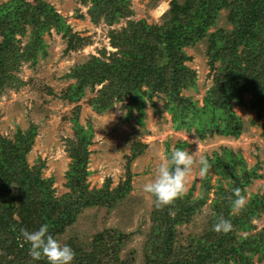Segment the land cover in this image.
Returning a JSON list of instances; mask_svg holds the SVG:
<instances>
[{
  "label": "trees",
  "instance_id": "16d2710c",
  "mask_svg": "<svg viewBox=\"0 0 264 264\" xmlns=\"http://www.w3.org/2000/svg\"><path fill=\"white\" fill-rule=\"evenodd\" d=\"M82 3L89 4L86 13L92 24L102 22L110 27L124 20L125 26L108 30L114 51L101 50L100 58L90 55L71 67L65 77L74 82L60 93L61 99L77 102L85 89L93 91L97 86L89 99L92 110L102 113L116 102H125L122 106L128 113L134 109L136 121L141 123L145 102L157 109L156 97L169 114L173 130L192 131L204 140L214 135L237 138L241 134L242 121L232 111L231 103L243 104L244 95L249 94L248 105L256 110V122L264 108V0H169L160 24L130 20L129 0ZM221 10L227 12L230 29L207 33ZM51 29L60 34L66 53L90 43L89 37L73 32L45 0L0 4V94L24 84L18 76L20 67L23 63L34 66L38 54L46 55L41 35ZM25 35L27 40L21 45ZM205 37L208 75L213 83L198 106L182 94L184 89L195 88L196 83V72L185 64L190 57L184 48ZM73 109L70 120L74 138L66 139L65 146L70 159L65 173L68 190L59 197L55 196L52 177H41L44 161L32 166L26 161L35 126L17 130L13 140L0 135V264H47L45 259L33 261L28 255L21 228L31 231L48 223L49 231L59 238L83 209H111L131 190L129 165L145 145L131 144L124 179L116 186L110 188L111 180L105 178L100 188H88L87 147L92 130L78 123V106ZM187 145L176 141L173 148ZM169 151L166 142L165 155ZM206 157L210 167L200 180L196 196L192 185L167 205L157 208L152 203L151 226L143 246L144 264H252L254 256L264 262V227L258 230L253 223L264 212V194L250 193L239 211L230 207L234 187L247 195L246 188L260 178L257 165L248 168L239 151L226 147ZM205 204L210 210L206 227L179 244L181 235L176 227L190 222ZM217 216L229 219L232 228L214 231L212 224ZM128 238L116 229H105L97 232L88 246L73 237L66 243L76 253L72 264H130L133 252L127 258L119 255Z\"/></svg>",
  "mask_w": 264,
  "mask_h": 264
},
{
  "label": "rangeland",
  "instance_id": "374dc122",
  "mask_svg": "<svg viewBox=\"0 0 264 264\" xmlns=\"http://www.w3.org/2000/svg\"><path fill=\"white\" fill-rule=\"evenodd\" d=\"M6 1L8 0H0V4ZM45 1L65 19L73 32L82 37H89L90 43L79 50L66 53L65 42L54 29L41 35L46 46V55L42 57L38 54L34 66L23 63L18 76L24 84L17 90L0 94V135L13 140L17 130L24 131L35 126V136L26 155V161L30 166L44 161L41 177H52V187L57 197L68 190L65 187V173L70 159L65 146L66 139L74 138L73 124L70 120L74 107L78 106V123L83 128L89 125L92 130L91 144L87 147L88 188H100L105 178H110V188L116 186L124 179L126 156L130 154L131 144L137 142L145 145L142 153L134 157L129 165V172L132 173L131 190L124 199L111 209L97 207L83 209L59 236L61 243H66L73 237L80 244L88 246L97 232L116 229L129 235L119 254L121 258H127L133 252L130 264H144L143 246L151 226L153 199L143 191L142 186L152 178L160 159L165 156L166 142L171 149L176 141H184L188 144L184 148L190 152L196 150L194 153L196 157L201 154L210 157L213 151L220 152L221 147L230 148L234 152L239 151L246 166L249 168L257 165L256 170L260 174V178L246 188V199L250 193L264 194V108L256 122H253L256 110L248 105L249 94L244 95L243 104L231 103L232 111L242 121L241 134L237 138L214 135L204 140H199L192 131L173 130L169 114L163 111L162 101L156 97L153 100L157 109L148 101L145 102L141 123L136 121L137 114L134 109L128 113L127 108L122 106L125 102H116L111 109L102 113L92 110L89 99L95 95L97 86L93 91L85 89L80 100L69 103L66 99L60 98V93L74 82V79L66 78L65 74L75 64L86 61L90 55L100 58L101 50L107 53L114 51L115 49L109 45L108 30L125 26V21L120 20L110 27L102 22L94 25L86 13L89 4L84 5L82 0ZM168 1L129 0V9L132 10L129 19L134 21L143 19L148 24H160L161 16L168 8ZM161 10L163 11L159 15ZM226 13L225 10L219 12L214 25L207 29V33L220 28L230 29ZM28 33L29 27L27 35ZM27 35L22 38L21 45L25 44ZM184 49L190 57L185 64L196 72V83L195 88L184 89L182 94L201 106L206 90L213 83L208 75L210 69L206 56V37ZM198 168V164L192 166L186 181V191L194 185L193 196L198 194L202 179L198 174ZM214 179L215 176L212 175L211 183ZM209 213L208 204H205L202 211L196 213L190 222L177 226L181 235L178 243L184 244L183 239L189 234H200L207 225ZM253 223L258 230L264 227V212L260 218L253 220ZM252 264L264 262H258L257 256H254Z\"/></svg>",
  "mask_w": 264,
  "mask_h": 264
},
{
  "label": "clouds",
  "instance_id": "9594fccd",
  "mask_svg": "<svg viewBox=\"0 0 264 264\" xmlns=\"http://www.w3.org/2000/svg\"><path fill=\"white\" fill-rule=\"evenodd\" d=\"M195 151L190 152L187 148L175 147L160 159L152 178L142 186L143 191L153 197L155 207L167 205L184 194L187 176L194 164L199 165L200 177L206 174L210 167L209 161L203 154L196 157ZM241 192L240 187L232 189L230 207L233 211L241 210L247 202L246 195ZM231 228L229 219L223 216L215 217V222L212 224L214 231L227 232ZM20 235L28 244V255L33 261L45 259L47 264H72L76 255L75 251L69 244L61 243L49 231L48 223H41L31 231L21 228Z\"/></svg>",
  "mask_w": 264,
  "mask_h": 264
},
{
  "label": "built area",
  "instance_id": "2783aa9c",
  "mask_svg": "<svg viewBox=\"0 0 264 264\" xmlns=\"http://www.w3.org/2000/svg\"><path fill=\"white\" fill-rule=\"evenodd\" d=\"M161 11H162V10H161ZM160 13H161V12H160ZM160 13H159V14H160Z\"/></svg>",
  "mask_w": 264,
  "mask_h": 264
}]
</instances>
